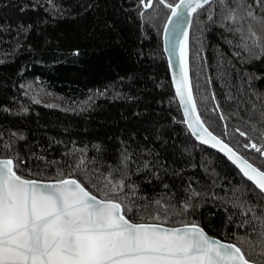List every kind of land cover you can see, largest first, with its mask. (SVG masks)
<instances>
[{"label":"trees","instance_id":"16d2710c","mask_svg":"<svg viewBox=\"0 0 264 264\" xmlns=\"http://www.w3.org/2000/svg\"><path fill=\"white\" fill-rule=\"evenodd\" d=\"M137 4L138 0H0V148L15 134L18 150L29 153V167L35 160L30 153L40 158L45 174L31 178L47 179L55 174L57 163L44 169L45 157L59 162L74 144L87 146L86 154L96 157L93 145L101 144L105 160L115 164L125 146L122 142H127L129 151L137 153L135 161L143 157L169 169V176L172 169L178 173L167 180V190L156 178H143L151 169L131 176L140 185L137 191L147 192L150 199L182 192V181L222 195L246 178L225 157L197 143L186 128L163 51L166 13L142 19ZM237 50L238 37L208 22L206 13L194 19V93L211 97L215 92L230 116L229 132L233 123L247 130L251 105L259 108L257 96L264 93V57L241 60ZM198 103L205 119L222 134L223 122L210 111L214 102L209 99L206 108ZM254 119H259L258 113ZM154 127L162 139L152 134ZM242 151L260 163L255 150ZM207 199L196 219L224 238L216 229L227 213L217 206L219 201ZM226 227L231 233L235 224Z\"/></svg>","mask_w":264,"mask_h":264},{"label":"snow or ice","instance_id":"6c2138e0","mask_svg":"<svg viewBox=\"0 0 264 264\" xmlns=\"http://www.w3.org/2000/svg\"><path fill=\"white\" fill-rule=\"evenodd\" d=\"M136 11L147 20L166 13L164 50L183 123L196 140L223 153L246 179L222 195L182 181V192L153 200L147 192H138L140 185L130 177L142 168L151 169L143 178L154 177L167 190V180L178 173L172 169L169 176V169L143 157L135 161L137 153L129 151L127 142H122L115 164L105 160L101 144L93 145L96 157L86 154L87 146L74 144L59 162L44 158V169L57 163L54 175L33 179L45 174L40 158L30 153L35 160L29 167V153L21 154L13 134L0 148V264H264V93L257 96L259 108L251 105L247 130L233 123L229 132L230 116L215 92L197 97L190 74V30L204 13L208 22L238 37L239 59L264 57V0H138ZM209 99L214 102L210 111L223 122L222 134L202 115L198 101L206 108ZM257 113L259 119H254ZM152 134L162 139L155 127ZM242 149L255 150L260 163ZM208 197L227 213L216 229L224 238L210 234L196 219ZM229 223L235 224L231 233Z\"/></svg>","mask_w":264,"mask_h":264},{"label":"water","instance_id":"95a60500","mask_svg":"<svg viewBox=\"0 0 264 264\" xmlns=\"http://www.w3.org/2000/svg\"><path fill=\"white\" fill-rule=\"evenodd\" d=\"M205 7H207V6H205ZM192 29V28H191ZM190 35H191V30H190ZM162 40H163V35H162ZM163 51H164V54H165V56H166V59H167V63H168V67H169V73H170V77H171V80H172V68L170 67V65H169V54L167 53V52H165V50H164V43H163ZM173 59H174V57H173ZM190 74H191V63H190ZM191 76H192V74H191ZM173 84V83H172ZM173 88H174V91H175V86H174V84H173ZM182 110V109H181ZM193 137V136H192ZM194 139H195V137H193ZM196 140V139H195ZM196 142L197 143H199L200 145H202L203 147H205V148H207V149H209V150H212V151H214V152H216V153H218V154H220L221 156H223V157H225L228 161H230L223 153H221V152H219V150H217V149H215V148H213V147H211L210 145H205V144H203L201 141H198V140H196ZM231 162V161H230ZM232 163V162H231ZM233 164V163H232ZM234 165V164H233ZM235 166V165H234ZM236 167V166H235ZM210 234H212V235H215V234H213V233H211L210 232Z\"/></svg>","mask_w":264,"mask_h":264}]
</instances>
